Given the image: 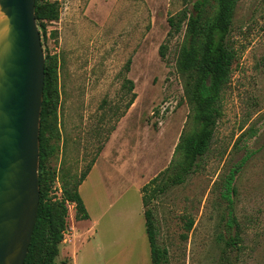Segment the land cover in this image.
<instances>
[{
    "label": "rangeland",
    "instance_id": "374dc122",
    "mask_svg": "<svg viewBox=\"0 0 264 264\" xmlns=\"http://www.w3.org/2000/svg\"><path fill=\"white\" fill-rule=\"evenodd\" d=\"M51 1L59 19H35L44 59L56 68L49 153L38 177L50 200L60 201L64 187L103 153L109 164L100 161L79 190L90 217L83 227L93 230L75 264H151L135 187L142 184L141 193L157 175L145 194L162 185L177 160L180 135L192 129L187 77L177 68L190 37L187 20L168 36L167 19L185 7L194 16L199 8L204 24L214 17L216 1L202 7L201 0ZM226 40L235 58L209 149L183 184L147 207L168 264H222L231 217L241 247L226 254L231 264H264V0L236 2ZM230 172L231 205L222 196ZM66 206L63 238L70 239L78 226L73 205ZM54 264H69L67 256Z\"/></svg>",
    "mask_w": 264,
    "mask_h": 264
},
{
    "label": "trees",
    "instance_id": "16d2710c",
    "mask_svg": "<svg viewBox=\"0 0 264 264\" xmlns=\"http://www.w3.org/2000/svg\"><path fill=\"white\" fill-rule=\"evenodd\" d=\"M35 0V19L41 22H56L59 19V10L56 1ZM201 0L199 7L205 5ZM216 11L214 17L207 22L201 23L200 9L196 15H190L188 8H183L177 16L167 19L169 25L168 36L176 34L181 24L187 20L188 33L190 35L188 44L179 52L177 68L187 78L184 86V94L189 106L192 129L190 132L182 133L175 147L174 155L177 160L171 163L170 173L163 179L162 185L152 187L149 194H145L148 187L153 186L158 175L151 179L141 189L143 206V217L145 234L148 240L151 264H168L167 251L161 249L157 244L158 227L154 214L147 208L152 200L158 198L168 187L181 185L186 178L195 171L199 159L209 149L213 133L218 119L221 117L220 97L222 91L229 83L231 66L235 53L228 46L226 36L230 32L234 8L238 0H215ZM197 7V5H196ZM203 38L200 39V38ZM160 57L163 54L159 51ZM56 68L50 57H46L44 67V88L40 112L39 129V169H42L49 153L47 119L54 110L53 95ZM129 90H132L130 83ZM134 97L128 103L132 105ZM88 171L70 187H64L62 199L52 202L48 197L45 180L39 178V205L36 221L29 244L24 264H54L59 254V246L63 240V232L66 229L67 206L71 203L74 207L75 220H87L88 214L78 192V187L85 179ZM234 173L230 172L224 178L222 196L231 205V195L235 193L233 188ZM229 216L232 212L229 211ZM191 226V225H189ZM229 234L224 240V252L221 258L222 264H231L228 252L235 248L236 252L241 250L239 245V232L234 217L227 223Z\"/></svg>",
    "mask_w": 264,
    "mask_h": 264
},
{
    "label": "water",
    "instance_id": "95a60500",
    "mask_svg": "<svg viewBox=\"0 0 264 264\" xmlns=\"http://www.w3.org/2000/svg\"><path fill=\"white\" fill-rule=\"evenodd\" d=\"M35 0H0V264H24L39 205L45 59Z\"/></svg>",
    "mask_w": 264,
    "mask_h": 264
},
{
    "label": "crops",
    "instance_id": "0c3cea01",
    "mask_svg": "<svg viewBox=\"0 0 264 264\" xmlns=\"http://www.w3.org/2000/svg\"><path fill=\"white\" fill-rule=\"evenodd\" d=\"M100 161H103L104 165H108L109 163L105 162L103 160V153L94 161V163L92 164V166L90 167L89 172L87 173L85 179L83 180V182L80 184V186L78 187V192L81 189V187L87 182V180L89 179V177L91 176V173L93 172V170H95L98 166V164L100 163ZM142 184L137 185L135 188H137L136 190L139 192L140 194V200L142 202L141 199V193H140V188H141ZM81 197V196H80ZM82 199V198H81ZM83 201V200H82ZM84 204V203H83ZM85 207V205H84ZM142 207V214H143V206L141 204ZM86 209V208H85ZM87 212V210H86ZM88 214V212H87ZM75 215V214H74ZM89 214H88V219L87 220H74L76 221V224L78 226V229L76 230V234L74 235V233L72 234V237L70 239H64L62 240L60 246H59V254L57 257H61V256H67L68 258V262L69 264H75L76 261V257H77V251L79 250V248H81L84 243L87 241V239L90 237L93 228L92 227H88L87 229L83 227V223L89 220ZM86 229V230H85ZM145 230V227H144ZM147 238V237H146ZM148 242V240H147ZM56 257V258H57ZM55 258V259H56ZM55 262V260H54Z\"/></svg>",
    "mask_w": 264,
    "mask_h": 264
},
{
    "label": "built area",
    "instance_id": "2783aa9c",
    "mask_svg": "<svg viewBox=\"0 0 264 264\" xmlns=\"http://www.w3.org/2000/svg\"><path fill=\"white\" fill-rule=\"evenodd\" d=\"M64 235V234H63Z\"/></svg>",
    "mask_w": 264,
    "mask_h": 264
}]
</instances>
